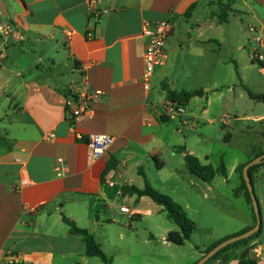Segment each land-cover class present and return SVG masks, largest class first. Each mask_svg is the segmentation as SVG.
Masks as SVG:
<instances>
[{
	"label": "crops",
	"instance_id": "0c3cea01",
	"mask_svg": "<svg viewBox=\"0 0 264 264\" xmlns=\"http://www.w3.org/2000/svg\"><path fill=\"white\" fill-rule=\"evenodd\" d=\"M97 10L99 17L91 15L87 0H0V264H136L129 241H121L123 231L117 232L118 242L112 231L104 240L98 235L110 226L122 230L116 215L128 217L132 229L133 220L163 212L147 197L136 201L121 193L123 187L142 189L140 172L186 211L180 184L186 180L191 190L197 179L188 174L183 154L174 151L181 141L175 139L179 125L174 133L168 122L178 117L179 124L187 125L183 114L213 125L220 117L223 129L233 123L241 132L257 128L264 137V104L245 90L264 95V60L253 59L257 46L248 31L254 26L264 41V0H99ZM223 13L225 23L218 17ZM144 22L171 26L167 64L155 70L149 90L141 80ZM82 70L89 89L101 95L92 116L71 128L69 87ZM164 87L205 95L193 97L182 114L173 115L165 105ZM194 99L202 103L195 118ZM161 116L169 121L161 122ZM89 134L113 137L110 149L95 161L88 160L87 145L78 139ZM252 151L264 153V148ZM58 159L64 166L61 177L54 170ZM250 159L232 163V172ZM145 168L155 172L154 182ZM230 178V172L216 176L208 190L227 201L215 182L227 184ZM252 178L261 233L253 241L258 255L249 250L247 256L264 264V168ZM63 216L93 234L112 261L85 256L84 243L69 233ZM167 220L150 218L162 230L164 243L167 233L175 231ZM254 224L246 217L211 245ZM208 247L196 251L192 264ZM240 253L228 264H238Z\"/></svg>",
	"mask_w": 264,
	"mask_h": 264
},
{
	"label": "rangeland",
	"instance_id": "374dc122",
	"mask_svg": "<svg viewBox=\"0 0 264 264\" xmlns=\"http://www.w3.org/2000/svg\"><path fill=\"white\" fill-rule=\"evenodd\" d=\"M191 88L187 87L186 90H191ZM201 104V100L199 99H194L190 103L194 118L195 116H199ZM185 120L188 121L187 125L179 124L180 120L177 117L175 120L168 122L167 127L174 130L175 133V126L176 124L179 125L181 133H175V139L181 141H178L177 146L185 147V152L191 151L192 153L190 154L197 157L201 163H212L214 166L223 161L227 173H231V178L227 184H217L220 181L217 180L215 186L227 201L220 199L212 190L209 191L208 185L199 182L197 178L195 180L197 185H192L190 187L191 190L187 189L186 180L180 184L179 195H182L187 203L186 211L182 208L188 218L195 223L196 227L191 240L183 246L164 243L162 240V230L155 228L151 224L150 218L152 217L166 223V213L160 206L163 211L162 213H146L143 219L133 220L132 229L127 226L128 217L116 215L115 218L119 226L122 227V230H118L115 226H110L105 228L102 233L100 232L98 238L104 240L103 237L107 235V231L109 230L112 231V234L115 233V241L118 242L120 239L117 237V232L123 231L124 237L121 241H129L133 263L192 264L195 257H197V250H202L204 246H211L215 238H219L229 229L237 227L242 219L247 217L255 223V214L248 193L243 186L242 189L236 187L238 185L236 180L238 174L232 172V163L246 160L248 155L249 158L253 159L254 155L258 152L254 153L252 150L259 147L264 148V137L258 135L260 130L257 128H253L250 131L243 129L241 132V130L233 127V123L231 125L232 128L223 129L220 117L215 118L213 125L205 124L206 120H189L188 117L186 118L182 114V121L185 122ZM200 124L205 125V128L201 131L202 125ZM227 132L231 133V138L226 135ZM203 138L204 140H202ZM260 167L264 168V165ZM167 171L169 170H165L164 174L168 173ZM145 172L148 173V179L154 182L156 179L155 172H149L147 168H145ZM204 194H206V197ZM254 195L258 204V197L255 192ZM101 218H103V215H101ZM167 221L170 225V230H177L171 221ZM207 234L211 236L209 239H206ZM116 261L118 263V260Z\"/></svg>",
	"mask_w": 264,
	"mask_h": 264
},
{
	"label": "trees",
	"instance_id": "16d2710c",
	"mask_svg": "<svg viewBox=\"0 0 264 264\" xmlns=\"http://www.w3.org/2000/svg\"><path fill=\"white\" fill-rule=\"evenodd\" d=\"M218 17L221 23L226 22V13H223L222 15H219ZM164 90L166 91V96H165L166 101L173 105L181 106V107L187 106L193 97L205 95V93L202 90L188 91V92L186 91L175 92V91L168 89L167 87H164ZM245 90L249 98L264 104L263 94H253L248 89H245ZM159 120L163 123H167L169 121L168 117H165V116H161ZM174 151L177 153L183 154V160H184L185 167H186L188 174L194 176L195 178H197L203 183H206V184L211 183L212 180L216 176H221L224 178L227 176V170H226V167L223 161H220L218 164L214 166L210 164L204 165L200 162V160L197 157L193 156L192 154L188 152H185V147L183 146L175 147ZM261 155H264V153L258 152L257 154L254 155V158L261 156ZM253 159H250L246 163L237 166V168L235 169L241 180L242 186L245 188V190H246V186H245V182L243 179L242 171H243L244 166ZM262 165H264V158L259 164L249 167L248 175L251 178V182H252L254 171ZM161 166H162V163H156L157 168H161ZM109 169L110 167L107 170ZM140 174L142 178L144 179L143 188L137 189L135 187H130V188L123 187L121 189V193L134 195L136 197V201H138L141 197H147L153 203L162 207L163 211L166 213L167 219L171 221L177 228V230L170 231L167 233L165 241L173 245H176V246L185 245L186 242L191 240V236L193 234V231L195 230V223L188 218L183 208L179 204H177L168 195L162 194L156 189H154L147 181L145 175L142 172H140ZM246 192L248 193L247 190ZM62 219H63V222L67 225L69 233L81 238L82 242L84 243L85 256L90 257V258L92 257L98 258L103 263H110L112 261L110 257L106 256L103 253L100 245L95 241L93 234H91L86 229L79 228L75 224L74 221L67 219L64 216L62 217ZM254 220L256 221L255 218ZM249 229L250 228L245 229L241 231L240 233L234 236H231V237L238 236L246 232ZM260 233H261V226H260L259 231L251 235L249 238L233 242L227 245L226 247L220 249L219 251H217L214 254V256L210 260H208L205 264H209L212 261H218L217 264H228L231 260L238 258L239 253L243 251L245 248L250 249L251 242L257 239L260 236ZM227 239H229V237L224 240H227ZM224 240L218 241L214 243L213 245L209 246L208 248H206L203 251V255L208 253L212 248H214L216 245H218ZM16 264H22V263H16ZM238 264H257V262L255 259L250 258L249 256H246L242 259H238Z\"/></svg>",
	"mask_w": 264,
	"mask_h": 264
},
{
	"label": "built area",
	"instance_id": "2783aa9c",
	"mask_svg": "<svg viewBox=\"0 0 264 264\" xmlns=\"http://www.w3.org/2000/svg\"><path fill=\"white\" fill-rule=\"evenodd\" d=\"M98 4L99 0H87L91 15L99 17V10H97ZM248 31L253 35L254 42L257 46L253 51L252 57L255 61L262 62L264 60V41L257 34L254 26H249ZM141 34L147 40L142 56L144 69L141 80L143 82V87L149 90L155 70L167 64V40L171 34V26L167 22H144ZM69 89L72 98L67 103L68 119L71 128H74L80 119L92 116L93 106L98 101L101 93L89 89L87 77L83 70L71 83ZM165 105L173 115L183 113V108L181 106L173 105L167 101ZM78 139L86 143L88 148L87 158L90 161H95L100 158L113 144V137L105 134H89L84 139L81 137H78ZM54 170L57 177L63 175L64 166L61 159L57 160V165ZM120 211L126 213L127 208L121 207ZM250 247V252L256 257L258 255V246L256 242H252Z\"/></svg>",
	"mask_w": 264,
	"mask_h": 264
},
{
	"label": "water",
	"instance_id": "95a60500",
	"mask_svg": "<svg viewBox=\"0 0 264 264\" xmlns=\"http://www.w3.org/2000/svg\"><path fill=\"white\" fill-rule=\"evenodd\" d=\"M264 158V155L258 156L256 158H254L253 160H251L249 163H247L242 171V175H243V179L245 182V186H246V190L248 191L252 206H253V211L255 214V224L252 228H250L249 230H247L246 232L235 236V237H231L227 240L222 241L221 243H219L218 245H216L214 248H212L208 253H206L205 255H203L195 264H205L208 260H210L214 254L219 251L220 249L226 247L227 245L239 241V240H243L246 238H249L251 235L255 234L256 232L259 231L260 226H261V218H260V212H259V207L254 195V191H253V184L251 182V178L248 175V169L250 166L259 164L262 159ZM249 253V248H245L241 253L239 258L242 259L244 257H246Z\"/></svg>",
	"mask_w": 264,
	"mask_h": 264
}]
</instances>
